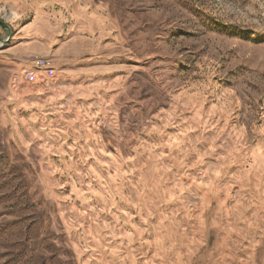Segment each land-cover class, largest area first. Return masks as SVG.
Returning <instances> with one entry per match:
<instances>
[{"label": "rangeland", "instance_id": "rangeland-1", "mask_svg": "<svg viewBox=\"0 0 264 264\" xmlns=\"http://www.w3.org/2000/svg\"><path fill=\"white\" fill-rule=\"evenodd\" d=\"M0 20V264H264V0Z\"/></svg>", "mask_w": 264, "mask_h": 264}, {"label": "built area", "instance_id": "built-area-1", "mask_svg": "<svg viewBox=\"0 0 264 264\" xmlns=\"http://www.w3.org/2000/svg\"><path fill=\"white\" fill-rule=\"evenodd\" d=\"M35 64L38 66H47L49 64V61L47 59L41 58V57H36L34 60Z\"/></svg>", "mask_w": 264, "mask_h": 264}, {"label": "water", "instance_id": "water-1", "mask_svg": "<svg viewBox=\"0 0 264 264\" xmlns=\"http://www.w3.org/2000/svg\"><path fill=\"white\" fill-rule=\"evenodd\" d=\"M0 23H1L2 25H4L5 27L7 26V25L4 24V22H3L2 20H0Z\"/></svg>", "mask_w": 264, "mask_h": 264}]
</instances>
